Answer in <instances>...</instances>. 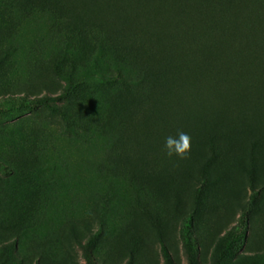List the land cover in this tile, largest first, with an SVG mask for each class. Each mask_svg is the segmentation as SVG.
<instances>
[{"label": "rangeland", "instance_id": "1", "mask_svg": "<svg viewBox=\"0 0 264 264\" xmlns=\"http://www.w3.org/2000/svg\"><path fill=\"white\" fill-rule=\"evenodd\" d=\"M254 4L0 0V264H264V81L210 86L255 56Z\"/></svg>", "mask_w": 264, "mask_h": 264}, {"label": "trees", "instance_id": "2", "mask_svg": "<svg viewBox=\"0 0 264 264\" xmlns=\"http://www.w3.org/2000/svg\"><path fill=\"white\" fill-rule=\"evenodd\" d=\"M228 9V10H227ZM227 9L223 10L224 15L229 14V7ZM254 19L253 24L250 25L248 30L250 32H253L256 37H259L261 39L260 44L258 45V49L255 50V56L251 55L249 63H242L241 66L237 67L235 70H233L232 74H227V78L223 79L221 82H215L210 83V86H213V93H219V94H225L229 95L233 92V88L236 90L238 89L237 86H235V76L241 77V75H244L245 72L250 71L251 78L245 79V85L240 88V91H247L244 95H241V97H247V94H250L252 96L253 87L257 82L264 81V0H261V4L259 6H255L254 4ZM177 24H180L179 20H176ZM252 43V41H251ZM253 52V53H254ZM249 66V70H248ZM247 74V73H246ZM242 78V77H241ZM255 82V83H254ZM244 87V88H243ZM239 90V89H238ZM233 95V94H231ZM59 99L63 97V95L57 96ZM25 102L32 106H44L48 108L51 112L54 114L60 116L64 119L65 115L63 114L60 107L57 106H51V98L48 95H43L41 97H36V100L32 101L28 98H24ZM257 192L253 190L252 195L250 196V200L248 203V206L245 210H243L241 216L239 217L237 227L232 230L231 235L235 239H242L244 235L246 234L247 230V224H248V215L252 211L253 204L256 200ZM92 240V239H91ZM160 249L162 253V257L164 259L165 264L171 263V256L170 253L164 244V242L160 241ZM185 249L188 253V264H193V256H192V250L188 242L185 243ZM88 259V257H86Z\"/></svg>", "mask_w": 264, "mask_h": 264}, {"label": "clouds", "instance_id": "3", "mask_svg": "<svg viewBox=\"0 0 264 264\" xmlns=\"http://www.w3.org/2000/svg\"><path fill=\"white\" fill-rule=\"evenodd\" d=\"M191 138L185 132H178L176 137L168 136L165 140V150L169 157L176 156L185 159L191 151Z\"/></svg>", "mask_w": 264, "mask_h": 264}]
</instances>
